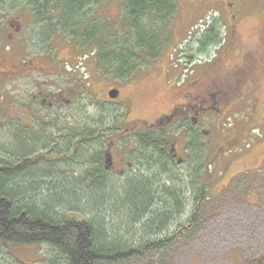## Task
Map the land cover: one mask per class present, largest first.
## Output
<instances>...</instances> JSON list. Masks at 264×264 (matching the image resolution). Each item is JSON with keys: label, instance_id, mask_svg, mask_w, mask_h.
Segmentation results:
<instances>
[{"label": "rangeland", "instance_id": "374dc122", "mask_svg": "<svg viewBox=\"0 0 264 264\" xmlns=\"http://www.w3.org/2000/svg\"><path fill=\"white\" fill-rule=\"evenodd\" d=\"M124 2L104 0L86 8L82 17L90 14L87 23L95 20L104 22L106 18L114 37L118 32L122 34L126 29L130 31L129 27L125 28ZM178 6V13L168 20L166 26L160 21L153 25L154 31L162 32L164 40L170 30L159 57L145 62L141 69L126 79L99 67L94 46L83 47L72 34L53 33V29H49L52 52L58 50L64 58L75 55V66L79 65V61H84L85 55L89 56L83 65L76 68V73L64 70L60 73L63 78L59 82L66 87L70 86L68 83L85 84L91 81L89 92L82 94L76 105L71 106V110L62 116L61 122L65 128H70L69 132L88 133L93 129L94 134L102 132L111 135V131L102 130L111 125L120 134L117 130L120 127H126L131 133L141 128H150L149 123L145 125L146 122L182 101L180 87L166 90L163 80L168 81L169 89L176 83L174 79L177 75L185 76L193 71L190 79H201L204 76L206 64L231 44L233 31L226 18L212 10L211 5L202 8L212 11L208 13L207 20L199 24L200 16L191 21L198 9L196 0H178ZM244 16L249 19L240 27L241 37L237 49L248 55L241 62L237 59V67H246L251 60V80L244 87L242 98L236 106L225 109L217 117L203 119L193 130L189 138L192 149L183 164L160 163V155L141 148L134 134L126 137L122 144L119 143L131 147V153L138 155L136 161L141 167V173L135 180L144 181L148 186L146 192L151 194V204L146 212L133 214L128 208L111 209L115 197L123 194L107 195L108 200L105 196L103 202H96L97 197H87L84 191L78 190L81 181L77 180L80 171L76 169H82L83 165L75 164V160L70 162L60 159L56 162L51 159L54 158L52 155L65 151L64 143H54L60 137L58 130L50 129L49 136L43 140L26 134L29 140L23 144L21 134H18V142L14 138L15 142L10 140V123L8 120H0V160L16 163L22 156H26L29 160L37 161L39 169L34 175L14 179L16 184H25L26 190L22 193L26 195V201L43 206L45 199L63 195L66 205L51 202L56 213L69 212L80 218H97L104 223L116 245L121 248H138L149 241L168 238L185 225L192 216L198 193L204 187L207 198L202 203L194 227L186 235L176 237L168 246L148 250L142 256L115 264H246L248 260L256 258L264 250V37L262 40L259 38L260 34H264V0H253ZM144 22L151 27L150 20ZM259 52L262 59L257 57L260 56ZM139 54L146 59L144 52L139 51ZM227 60L225 57L221 61H224L222 65ZM87 65H90L93 73L90 80L85 77L82 69ZM206 85L207 81L203 79L202 87ZM11 88L9 82L1 86L3 105H10ZM112 89L120 91V96L115 100L108 96V91ZM75 106L77 109L73 110ZM177 130L174 127L175 133ZM93 141L86 147L92 151L98 150L102 140L99 138ZM83 151L85 153L84 148L81 153ZM152 155L153 160L159 163L151 161ZM85 156L80 154L77 158L83 160ZM48 163L56 167L60 174L55 175V171H51L53 174L48 175ZM109 177L115 178L118 184L126 179L111 174ZM116 181L113 183L117 184ZM59 183L71 186L75 183L77 193L72 196L74 199L66 191L55 190L61 186ZM174 193L181 200V210L176 206ZM156 214L163 219V224L149 225ZM7 249L12 255H2L0 261L7 259L5 261L13 262L16 259L21 264H43L45 260L57 259L60 255L47 244H11Z\"/></svg>", "mask_w": 264, "mask_h": 264}, {"label": "trees", "instance_id": "16d2710c", "mask_svg": "<svg viewBox=\"0 0 264 264\" xmlns=\"http://www.w3.org/2000/svg\"><path fill=\"white\" fill-rule=\"evenodd\" d=\"M31 1L39 12H42L43 7L48 3L49 29H53V33H70L75 40L82 43L83 47L94 46L99 67L107 72H113L121 79L131 77L141 69L145 62L159 57L164 43L168 40L170 30H168V35L164 40L162 32L154 31L153 25L155 26V22L160 21L162 25L166 26L168 20L174 15L176 16L179 10L178 0H125L123 7L124 23L125 28L129 27L130 31L126 29L122 34L118 32L113 37L111 26L106 18L103 19L104 22L95 20L94 25L95 21L87 23L86 19L90 17V14H84L82 17L86 8L90 5H98L104 0ZM146 19L151 21V27L144 22ZM159 28L161 31L162 28ZM112 37L114 39L111 41ZM139 51L145 53L146 59L139 54ZM110 126L105 127L102 131H110ZM93 131L90 129L88 133H81V147L78 150L76 148L72 157L69 156V150L74 137L64 140L65 148L63 149L65 151L52 155L54 157L51 158L52 161L57 162V160L65 159L72 162L75 160V164L83 165L82 169H76L80 171L77 180L81 181L78 190L84 191L87 197H97V199L95 198L96 202H103L107 195L123 194L121 197H115L111 203L113 206L111 209L128 208L133 214L146 212L151 204V194L146 192L148 186L142 180H135L140 177L138 174H131L119 184L115 178L110 179L102 164V150L106 146L109 134H102L100 129L98 134H94ZM134 135L141 148L150 149L152 137H154L153 133L139 131ZM99 138L102 142L98 150L92 151L86 147L90 141L94 142V139ZM82 148L85 149V153L84 151L81 153ZM80 154L86 155L83 160L78 159ZM139 158L141 159V157ZM150 159L159 163L158 160H153V155ZM19 160L16 163L15 161L7 163L0 160V256L3 255L4 257L12 255L7 249L11 244H47L58 251L60 255L57 259L45 260L43 264H115L130 260L142 256L148 250L168 246L176 237L186 235L194 227V221L200 212L202 203L207 198V191L203 187L198 193L199 196L191 218L170 237L149 241L138 248H121L112 241L101 220L80 218L77 215L69 214V212L56 213L51 202H55V205H66L63 195L58 198L55 195L51 197L52 199H45L43 206H37L26 201V195L22 193L23 190H26L25 184H20V182L16 184L14 179L34 175L39 168L37 161L29 160L26 156H22ZM159 161L169 164L163 157ZM48 164V171H46L48 175L51 171H55V175L60 174L56 167H51V164ZM131 179L133 181H130ZM113 181H116L117 184H114ZM59 184L61 186L55 190L66 191L70 198L74 199L72 196H76L77 193L75 183L72 186ZM20 187L22 189L18 190L17 188ZM173 198L177 208L181 210L179 196L174 193ZM73 201L70 200V202ZM163 222V219L156 214L148 224L158 225L163 224ZM5 260L7 259L4 261L2 259L0 264H21L16 259H13V262ZM246 264H264V250L256 258L248 260Z\"/></svg>", "mask_w": 264, "mask_h": 264}, {"label": "flooded vegetation", "instance_id": "af4514ba", "mask_svg": "<svg viewBox=\"0 0 264 264\" xmlns=\"http://www.w3.org/2000/svg\"><path fill=\"white\" fill-rule=\"evenodd\" d=\"M252 2L253 0H196L199 10L194 12L193 17L191 15V21L200 16L199 24L207 20L206 17L212 10L217 11L230 23L234 36L231 44L206 64L207 69L201 79H190L193 71L185 76L177 75L174 76L176 83L172 87L169 86V89L168 81L163 80L166 90L180 87L179 90L183 93L182 101L146 122L145 125L149 123L150 128H141L131 133L126 127H120L117 129L120 131L118 134L110 126L111 135H108L106 146L102 150L103 169L108 175L127 178L131 174L141 173V167L136 161L138 155L131 153V147L119 144L130 134L139 131L153 133L149 148L170 164L181 166L192 149L189 138L202 120L217 117L225 109L237 105L244 93V87L251 80V60L248 61V66L237 67V59L241 62L247 59L244 56L248 55L238 52L237 42L241 37L240 27L249 19L244 14ZM32 3L31 0H0V89L5 83L12 84L10 105H3L4 97H0V120L9 121L12 131L9 138L13 141L15 139L16 142L19 141L18 134H21V143L29 140L26 139V134L30 137L36 136L39 140L46 139L50 129L58 130L60 135L54 140L55 144L60 145L73 136V144L69 150V156L72 157L76 148L78 150L80 147L82 135L77 131L69 132L70 128H65L61 122L62 116L71 110V106L76 105L82 94L89 92L91 81L85 84L68 83L70 86L66 87L59 82L60 78H63L60 73L61 70L76 73V68L83 65L89 56L85 55L84 61H79V65L75 66V55L72 58H64L58 50L52 52L48 3L42 12L37 11ZM208 5H211V11L202 9ZM263 37L264 34H260L261 40ZM206 41L208 42V39ZM259 54L257 57L262 59V54ZM225 57L228 60L222 65L224 61H221ZM81 58L83 59L79 57L80 60ZM252 58L254 59V56ZM82 69L85 77L90 80L93 75L90 65ZM203 79L207 81L205 87H202ZM89 94L93 95V92ZM75 109L76 106L73 110ZM174 127L178 129L176 133Z\"/></svg>", "mask_w": 264, "mask_h": 264}, {"label": "water", "instance_id": "95a60500", "mask_svg": "<svg viewBox=\"0 0 264 264\" xmlns=\"http://www.w3.org/2000/svg\"><path fill=\"white\" fill-rule=\"evenodd\" d=\"M119 90L118 89H112L110 92H109V96L112 98V99H116L119 97Z\"/></svg>", "mask_w": 264, "mask_h": 264}, {"label": "bare ground", "instance_id": "6f19581e", "mask_svg": "<svg viewBox=\"0 0 264 264\" xmlns=\"http://www.w3.org/2000/svg\"><path fill=\"white\" fill-rule=\"evenodd\" d=\"M68 20V19H67ZM137 28V27H136ZM157 41V40H156Z\"/></svg>", "mask_w": 264, "mask_h": 264}]
</instances>
